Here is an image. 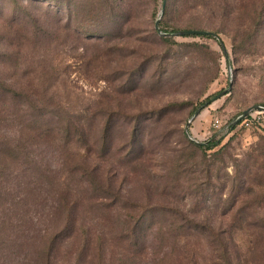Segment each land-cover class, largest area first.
I'll list each match as a JSON object with an SVG mask.
<instances>
[{
    "label": "trees",
    "instance_id": "16d2710c",
    "mask_svg": "<svg viewBox=\"0 0 264 264\" xmlns=\"http://www.w3.org/2000/svg\"><path fill=\"white\" fill-rule=\"evenodd\" d=\"M43 1L48 3L47 13L52 8L64 19L66 36L74 40L113 39L122 34L129 20L120 0ZM168 2L159 20L162 32L211 31L217 37L192 36L213 38L221 47L219 35L229 34L235 60L264 33V0ZM156 36L163 43V54H149L146 62L160 57L162 71L146 90L159 88L162 78L170 72L168 66L174 62L178 47L212 54L202 43H176L171 35L157 31ZM44 37L46 32L37 42ZM163 61L164 67L160 64ZM128 72L121 71L120 85L112 89L121 94L142 93L138 90L139 80L132 79ZM217 72L218 66L214 77ZM108 76L107 72L101 78L107 81ZM64 83L53 79L40 85L37 101L27 105L34 119L18 140L9 138L0 145V264H53L65 244V264H130L144 250L149 230L154 229V237L160 241L175 243L187 230L195 229L183 223L188 219L178 209V200L197 194L198 202L205 201L215 195L216 181L224 187L230 182V190L247 182L243 180L239 185L236 176L229 173L220 179L219 170L225 164L226 146L221 145L225 130L198 143L182 127L169 128L177 124L169 112L178 110L181 103H168L152 114H126L111 110L108 103L99 109L96 102L94 107L87 106L74 91L73 97ZM209 100L206 96L193 110ZM98 116L102 119L100 125L90 126L98 122ZM119 116L128 125L122 132L115 130ZM234 127L231 124L227 129ZM29 139L38 149L40 145L43 148L36 153L27 145ZM151 139L155 140L154 146L150 145ZM171 142L178 147L168 146ZM155 153L161 157L157 169L151 164ZM137 176L147 187H153L163 201L125 197L123 182ZM222 248L226 252L225 245Z\"/></svg>",
    "mask_w": 264,
    "mask_h": 264
},
{
    "label": "rangeland",
    "instance_id": "374dc122",
    "mask_svg": "<svg viewBox=\"0 0 264 264\" xmlns=\"http://www.w3.org/2000/svg\"><path fill=\"white\" fill-rule=\"evenodd\" d=\"M168 3L166 0L165 4ZM120 5L129 16L120 36L74 40L66 36L62 27L64 19L55 15L52 8L47 13V2L0 0V145L9 138L19 139L21 131L34 119V112L27 105L37 101L40 85L53 79L65 81L64 86L71 95L78 94L85 105L94 107L95 102L98 103L97 109L108 103L111 110L122 113L150 114L168 103H181L178 110L169 112L171 120L177 123L169 128L180 126L188 137L198 141L213 133L219 136L225 130L221 142L226 146L225 164L219 170L220 179L229 173L236 176L239 185L243 180L247 182L241 188L230 190V182L224 187L216 181L213 197L198 202L196 194L178 200V209L188 219L182 220L183 223L195 229L187 230L175 243L160 241L154 237L155 230H149L144 250L130 264H262L264 112L251 111L247 115L254 120L248 124L243 118L234 120L245 108L264 103V33L255 39L254 46L243 49L238 60H235L229 34L219 35L223 48L213 38L172 36L176 43H202L212 54L204 55L188 46L178 47L174 62L168 66L170 72L162 78L159 88L150 91L146 90L148 83L158 79L162 71L160 57L146 62L149 54L161 56L164 51L154 27L155 20H160L162 15V0H120ZM44 32L47 38L37 42ZM160 64L165 66L164 61ZM216 66L218 72L214 77ZM127 70L132 79L139 80L138 90L142 93L121 94L112 89L120 85L121 71ZM107 72L109 76L105 81L101 76ZM229 83L226 94L212 99L227 89ZM145 91H149L150 96H145ZM206 96L210 98L208 104L193 110ZM123 119L119 116L115 130L122 132L128 128ZM97 121L89 125L97 127L102 119L98 116ZM231 124L235 127L227 129ZM117 137L119 139L120 133ZM33 141L29 139L27 145L37 153L43 146L38 149ZM154 144L155 140L151 139L150 145ZM168 146L178 147V144L171 142ZM160 161L157 153L152 155L154 169L160 167ZM122 192L132 200L163 201L139 176L124 181ZM64 247L53 264L67 263V244ZM109 253L110 250L108 256Z\"/></svg>",
    "mask_w": 264,
    "mask_h": 264
},
{
    "label": "water",
    "instance_id": "95a60500",
    "mask_svg": "<svg viewBox=\"0 0 264 264\" xmlns=\"http://www.w3.org/2000/svg\"><path fill=\"white\" fill-rule=\"evenodd\" d=\"M165 1H166V0H162L161 14H162L163 9H164ZM154 27H155V29L157 30V33L160 34V35H168V36H169V35H171V36L180 35V36H186V35H192V34H200V35H211V36H213V37H217V34L214 33V32L207 31V30H199V29H182V30H178V31H174V32H162V31L160 30V28H159V18H157V19L155 20V22H154ZM222 48H223V46H222ZM225 55H226V54H225ZM230 86H231V84L229 83V87H228L227 89H223L222 91H220L219 93H217L216 95H214V96L212 97V99L218 98V97H220L221 95L226 94V93L228 92ZM253 110H257V111L264 112V106H262V105H258V104H253V105H251V106L245 108L244 110H242V111L237 115V117L235 118L234 122H237V121L241 120L242 118H244L247 114H249V113H250L251 111H253ZM196 114H197V112L194 113V114L191 116L190 120H191L192 118H194ZM190 120H189V121H190ZM189 121H188V122H189ZM188 122L186 123L185 126L188 125ZM191 139H192L193 141H195V142L201 143V141H198V140L193 139V138H191Z\"/></svg>",
    "mask_w": 264,
    "mask_h": 264
},
{
    "label": "built area",
    "instance_id": "2783aa9c",
    "mask_svg": "<svg viewBox=\"0 0 264 264\" xmlns=\"http://www.w3.org/2000/svg\"><path fill=\"white\" fill-rule=\"evenodd\" d=\"M251 116V115H250ZM254 117L253 116H251V117H246L244 120H243V122H245V124H248V122H250V121H253L254 119H253ZM193 139H195V138H193ZM197 140V139H196Z\"/></svg>",
    "mask_w": 264,
    "mask_h": 264
}]
</instances>
